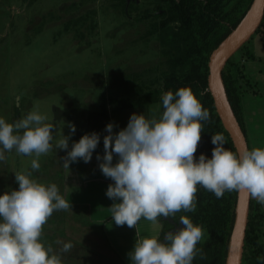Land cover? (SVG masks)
Masks as SVG:
<instances>
[{
    "label": "rangeland",
    "instance_id": "374dc122",
    "mask_svg": "<svg viewBox=\"0 0 264 264\" xmlns=\"http://www.w3.org/2000/svg\"><path fill=\"white\" fill-rule=\"evenodd\" d=\"M136 4L127 14L120 0H0V117L14 123L36 109L54 127L53 150L39 157L38 170L31 169L35 155L5 153L6 160L0 162V195L19 187L15 172L22 171L32 172L31 178L46 186L55 183L63 195L65 150L56 149L55 143L63 134H71L66 117L76 115L74 107L80 109L73 119L78 122L86 118L85 112L102 111L107 103L113 110L123 100L133 102L140 97L136 86L142 81L150 85L156 80L151 89L162 85L161 47L149 34L153 18L142 17L153 4L149 0ZM245 45L255 59H248L245 48L231 59L251 82H244L251 150L264 148V47L256 33ZM142 106H136L140 114ZM160 108L158 102L152 110L158 113ZM139 109H131L127 119ZM80 132L79 137L88 134ZM62 213L63 219L48 228L51 242H43L61 255L62 264H120L100 230L87 221L84 208L72 206ZM68 242L72 249L61 252Z\"/></svg>",
    "mask_w": 264,
    "mask_h": 264
},
{
    "label": "clouds",
    "instance_id": "9594fccd",
    "mask_svg": "<svg viewBox=\"0 0 264 264\" xmlns=\"http://www.w3.org/2000/svg\"><path fill=\"white\" fill-rule=\"evenodd\" d=\"M163 112L156 118L133 113L126 128L109 133L103 139L104 155L97 156L102 174L114 183L106 195L116 201L109 209L116 226L135 228L143 218L158 223L159 218H174L176 213L194 212L198 186L214 193L244 192L264 206V148L256 147L242 154L225 148L222 133L212 136V157L196 153L202 140L203 123L210 122L205 109L191 87L162 95ZM39 110H32L14 123L0 117V162L5 153L33 156L31 169L40 168L39 157L53 150L54 127ZM71 134L76 126L70 124ZM70 134V135H71ZM69 136L56 140L55 148L67 150L63 167L92 160L100 143V134H85L69 149ZM114 154L118 161L114 164ZM32 172H15L18 189L0 195V264H62V257L41 237L44 225L55 211L72 205L60 194L55 183L44 185L32 179ZM182 228L167 233L161 242L151 236L136 239L128 253L131 264H193L200 252L202 226L188 216H181ZM57 243H60L57 241ZM64 243L61 252L72 249ZM203 258V257H202ZM264 259V258H258Z\"/></svg>",
    "mask_w": 264,
    "mask_h": 264
},
{
    "label": "trees",
    "instance_id": "16d2710c",
    "mask_svg": "<svg viewBox=\"0 0 264 264\" xmlns=\"http://www.w3.org/2000/svg\"><path fill=\"white\" fill-rule=\"evenodd\" d=\"M152 9H146L142 17H152L149 34L156 36L161 47L163 57L162 85L151 89L156 80L150 85L142 81L136 86L140 97L133 102H124V105H149L162 102V95L168 91L179 90L190 86L203 107L210 112V122H202V140L198 146L196 158L205 154L212 157V136L222 133L226 139L225 148L237 152L233 138L226 128L215 105L214 97L209 87L210 60L213 53L237 29L254 0H149ZM124 11L129 14L137 6V0L128 3L120 0ZM77 22V21H75ZM70 29V24H66ZM262 40L264 47V17L255 32ZM254 33V34H255ZM247 44V42L245 43ZM245 48L248 59H255L254 52ZM222 80L225 91L233 111L247 136L244 115V82L251 84L244 69L236 67L230 59L223 66ZM141 76V75H139ZM245 79V81H244ZM152 84V85H151ZM149 89L147 91L146 89ZM164 110V109H163ZM250 148V143H249ZM19 187H16L18 189ZM238 192H225L217 199L214 193L198 186L196 210L194 212H178L173 218L175 222L181 216H188L196 225L202 226L203 238L198 243L197 254L193 264H226L230 236L235 221V211ZM62 210L55 211L44 225L42 242L50 243L48 228L54 222L63 219ZM59 219V220H58ZM163 229L159 240L173 229L174 224L160 217ZM45 232V233H44ZM264 207L251 201L248 223L246 227L241 264H264ZM203 257V258H202Z\"/></svg>",
    "mask_w": 264,
    "mask_h": 264
},
{
    "label": "crops",
    "instance_id": "0c3cea01",
    "mask_svg": "<svg viewBox=\"0 0 264 264\" xmlns=\"http://www.w3.org/2000/svg\"><path fill=\"white\" fill-rule=\"evenodd\" d=\"M118 96L121 95L118 94ZM116 101L117 100H115V102ZM124 102L125 101L123 100L122 105H116L113 110L109 108L110 103H107L108 106L105 105L106 107L102 111H84L86 118L89 116L87 121H85L86 118L83 120L79 119L78 122L73 120L78 114L77 110H80L76 107H74L76 115L70 114L69 117H66L68 122L74 124L77 129L81 128L82 130L80 129V131L85 130L88 134L92 132L99 133L101 139L98 147L93 152L92 160L90 162L85 163L81 159L77 162L71 163L69 168L63 167V196L73 207H81L85 209L87 221L89 224L95 225V227L100 230L106 243H108L109 248L113 251L120 264H131L128 258V253L133 249L136 239L151 236L159 238L163 225L160 219L158 223L154 224L142 218L137 224V235L135 228H128L127 225L122 227L116 226L111 218L112 214L108 209L116 202L108 198L106 195L108 186L114 182L102 174L99 167L101 161L97 160V156L104 155L103 139L109 133L106 131L104 134L103 132L107 125L113 123L115 125L113 131L118 133L123 128H126L129 123L127 115L130 110L133 109L136 111L139 109L136 107L139 104L131 106L128 104L124 105ZM157 103L158 102L151 103L146 107L145 105L142 106L143 114L146 118H152L153 116L159 118L162 114L163 106L158 113H154L152 110L153 106ZM88 112H90L89 115ZM137 113L140 114L141 109H139ZM80 115L83 117V113H80ZM80 131L72 135V144L80 140ZM85 134L86 133H84V135ZM84 135L82 134V136ZM71 146H69L68 150L71 149ZM63 153V157L66 156L67 150ZM117 161L118 157L114 154L113 163L115 164Z\"/></svg>",
    "mask_w": 264,
    "mask_h": 264
},
{
    "label": "water",
    "instance_id": "95a60500",
    "mask_svg": "<svg viewBox=\"0 0 264 264\" xmlns=\"http://www.w3.org/2000/svg\"><path fill=\"white\" fill-rule=\"evenodd\" d=\"M127 2L129 3L130 0H127ZM263 17L264 0H254L246 16L240 23L241 25L245 22L243 32L234 41H230L226 47L222 48L221 45L213 53L210 60L209 87L214 97L217 110L233 138L238 153L241 154L246 150H250L249 144L246 134L243 131L227 97L221 72L223 66L230 59L233 53L244 45L257 31ZM240 25L227 39H229L239 29ZM250 202L251 198L246 193L238 192L235 221L230 236L226 264H241ZM165 219L174 224L173 229L169 230L167 233L175 232L183 227L179 221L175 222V220L171 217ZM167 233L164 238L161 239V242H167L165 240Z\"/></svg>",
    "mask_w": 264,
    "mask_h": 264
},
{
    "label": "bare ground",
    "instance_id": "6f19581e",
    "mask_svg": "<svg viewBox=\"0 0 264 264\" xmlns=\"http://www.w3.org/2000/svg\"><path fill=\"white\" fill-rule=\"evenodd\" d=\"M244 27H245V22H243L241 25H240V27H239V29L229 38V39H227L223 44H222V48L223 47H226L227 45H228V43L230 42V41H234L242 32H243V29H244Z\"/></svg>",
    "mask_w": 264,
    "mask_h": 264
}]
</instances>
